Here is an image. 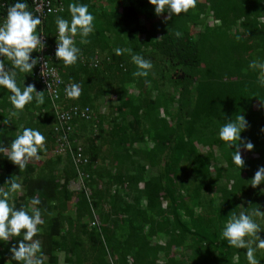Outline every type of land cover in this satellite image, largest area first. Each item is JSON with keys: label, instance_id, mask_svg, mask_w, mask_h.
<instances>
[{"label": "trees", "instance_id": "trees-1", "mask_svg": "<svg viewBox=\"0 0 264 264\" xmlns=\"http://www.w3.org/2000/svg\"><path fill=\"white\" fill-rule=\"evenodd\" d=\"M15 2L0 0V21ZM51 2L58 10L43 23L51 39L57 17L71 19L69 4H87L95 17L90 42L74 38L82 53L78 62L51 63L63 83L81 85V95L68 99L60 92L52 101L34 71L20 73L18 86L34 85L45 103L33 101L13 117L7 90L0 91V121H9L0 123V146L10 147L24 127L46 138L41 159L24 170L0 153V187L7 190L11 178L22 186L11 202L28 209L31 199L40 200L44 223L34 239L45 264H60V254L63 264H248L246 250L229 248L221 233L233 211L264 212V184H249L264 167V87L258 70L249 68L252 61L264 62V2L197 0L187 14L171 19L167 13L158 17L148 0ZM27 3L34 14L32 1ZM116 48L125 51L118 56ZM127 49L152 62L147 78L133 77ZM54 104L61 112L86 107L92 116L72 117L65 134L55 132ZM237 115L248 122L242 140L253 144L245 153L241 146L240 170L231 159L236 147L227 149L218 138L219 128ZM57 142L66 143L64 154ZM72 152L86 159L80 166L84 188L77 191L67 187L77 179ZM125 177L117 187L126 183L129 192L115 187L112 194L100 193L97 187L100 179ZM102 195L108 196L106 211L98 205ZM258 235L264 239V231ZM14 244H0V264L10 259ZM256 257L264 264V250Z\"/></svg>", "mask_w": 264, "mask_h": 264}, {"label": "clouds", "instance_id": "clouds-1", "mask_svg": "<svg viewBox=\"0 0 264 264\" xmlns=\"http://www.w3.org/2000/svg\"><path fill=\"white\" fill-rule=\"evenodd\" d=\"M148 2L154 6L158 17L167 13L165 19L187 14L197 4V0H148ZM27 9V0L23 2L16 0L7 9L6 18L0 22V57L4 58L0 59V91L7 90L6 95L13 109L11 112L13 117L18 116L26 105L33 101L37 105L45 103L44 92H37L35 86L31 84L25 86L24 81L22 86H18L17 83L18 74L32 73L33 68L39 63V57H33L32 53H39L44 48L41 35L37 33L41 19ZM68 11L70 20L57 17L55 21L57 33L55 57L63 67L75 65L81 57V48L76 46L74 38L78 35L80 43L87 44L90 42L88 37L94 33L95 17L89 12L87 4H69ZM114 51L119 56L125 50L116 48ZM126 51L131 56V62L136 66L133 77L147 78L153 67L152 62L139 54H134L132 49ZM5 58L10 62L11 68L5 66ZM249 68L258 70V83L264 87V62L252 61ZM48 87L50 88V85ZM65 95L68 99H78L81 95V85L71 83L66 86ZM0 123L7 125L9 121L5 119ZM247 127L248 122L244 115H237L235 119L226 121L218 130V138L224 143L225 148L236 147L235 151H231V159L238 170L245 164L240 151L241 146L244 150L253 149L251 142L244 143L242 140L241 133ZM45 140V136L39 130L24 127L18 132L10 147L0 146V153H7V159L19 170H24L30 160L41 159L39 153L44 150ZM76 181L78 189L84 188L81 181ZM249 184L252 188L264 184V167L256 171ZM4 185H7V190L3 186L0 187V244L16 241V244L8 250L10 259L6 261V264H45L41 242L34 239L40 233V226L44 223L38 207L40 200L31 199V208L26 209L24 206L17 208L11 201L14 194L22 190L21 184L11 178ZM86 192L90 193L89 190ZM229 217L222 229L223 240L229 248L245 249L248 264H259L256 253L264 250V239L258 234L264 229L257 223L256 218L264 220V212L257 207L251 212L241 211L237 214L233 211Z\"/></svg>", "mask_w": 264, "mask_h": 264}, {"label": "built area", "instance_id": "built-area-1", "mask_svg": "<svg viewBox=\"0 0 264 264\" xmlns=\"http://www.w3.org/2000/svg\"><path fill=\"white\" fill-rule=\"evenodd\" d=\"M33 5L34 15L39 16L41 19V24L39 25L40 30L44 29L43 23L45 20V16L47 14H54L57 12L58 7L53 6L51 0H31ZM6 17L1 18L0 22ZM39 30V34L41 35L42 43L44 44V48L41 52L37 53L35 57H39V63L34 67V73L36 74V78L39 81L41 88L47 91V95L53 101L57 99L60 95L66 97L65 95V87L69 86L68 83H63L61 75L56 67V65H52L51 63L54 61L55 63H60L59 60L55 57L56 52V32L54 34V39H51L52 35H47ZM97 63H95L96 65ZM50 85V88L48 87ZM40 88V89H41ZM60 98V97H59ZM58 98V99H59ZM67 98V97H66ZM55 102V101H54ZM57 102V101H56ZM53 110L56 113V124L54 125V131H61L62 133H66L70 128L67 126L68 120L70 118L78 116L83 117L84 119H89L92 115L88 108L79 109L78 107L71 106L68 112H61L58 110V106L54 104ZM59 141V140H57ZM57 152L64 154L65 148H67L66 143L57 142ZM72 161L74 167L77 171V177L80 181L84 176L83 171L80 169V166L86 162V159L81 156L80 153L74 154L72 152ZM92 225L97 224V222H92Z\"/></svg>", "mask_w": 264, "mask_h": 264}, {"label": "crops", "instance_id": "crops-1", "mask_svg": "<svg viewBox=\"0 0 264 264\" xmlns=\"http://www.w3.org/2000/svg\"><path fill=\"white\" fill-rule=\"evenodd\" d=\"M102 79V78H101ZM116 86V85H115ZM112 96L115 98V96L112 94ZM114 102V104L116 105V99L115 100H113ZM105 110V111H104ZM102 111H104V112H107V109L106 108H102ZM103 112V113H104ZM104 128H107V126L104 124ZM113 162H115V160H113ZM101 166H103L104 167V165H101ZM114 170V169H113ZM107 171V170H106ZM110 174H112V175H116V174H121V173H110ZM123 174H125V173H123ZM129 174H132V173H128V175ZM127 175V176H128ZM125 176H126V174H125ZM126 176V177H127ZM126 177L125 178H122V179H118V178H116V180L115 181H112V182H105V181H108L106 178L103 180V179H100V180H98V184H97V187H98V189L100 190V193H103V192H105V193H113V191H115V189L117 188L120 192H129L130 191V189L129 188H126V183H121V185L120 186H118L117 187V184H120L119 183V181H121V180H126ZM68 186V189L69 190H71V191H77L78 190V182L75 180V179H70V181L68 182V184H67ZM142 184L141 183H139V187L141 186ZM75 186V187H74ZM116 187V188H115ZM134 187V186H133ZM132 189V188H131ZM129 190V191H128ZM107 201H108V196H101L100 197V201L98 202V205H99V207H101V210L102 211H106V209H108V206H109V204L107 203ZM96 202H97V200H96ZM126 202H131V199L129 198H126ZM139 205H140V208L141 209H144V207H145V202H144V200L142 201V200H140V202H139ZM68 206H69V208H71L72 207V202L71 203H69L68 204ZM162 206L163 207H165L166 206V203L165 202H163L162 203Z\"/></svg>", "mask_w": 264, "mask_h": 264}, {"label": "rangeland", "instance_id": "rangeland-1", "mask_svg": "<svg viewBox=\"0 0 264 264\" xmlns=\"http://www.w3.org/2000/svg\"><path fill=\"white\" fill-rule=\"evenodd\" d=\"M207 21H209V22H211L210 21V19L208 18V20ZM203 152H205L206 151V149L204 150H202ZM244 153L246 152L244 149L242 150ZM216 160V159H215ZM220 164H222V162L220 163ZM222 165H224V164H222ZM224 167H226V165H224ZM76 180H79V178L77 177V179ZM223 182V181H222ZM222 182H220V183H222ZM75 187V186H74ZM79 190V189H78ZM257 223H259L260 224V226H261V228H262V225H263V223H264V220H262V219H259L258 221H257ZM62 255L60 254V264H63V262H62Z\"/></svg>", "mask_w": 264, "mask_h": 264}]
</instances>
